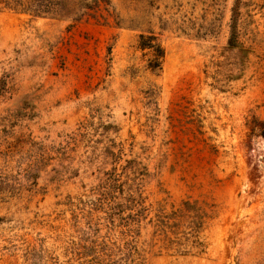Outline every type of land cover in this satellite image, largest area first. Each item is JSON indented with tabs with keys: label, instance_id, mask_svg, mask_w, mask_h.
I'll use <instances>...</instances> for the list:
<instances>
[{
	"label": "rangeland",
	"instance_id": "1",
	"mask_svg": "<svg viewBox=\"0 0 264 264\" xmlns=\"http://www.w3.org/2000/svg\"><path fill=\"white\" fill-rule=\"evenodd\" d=\"M65 2L0 9V264H264V0Z\"/></svg>",
	"mask_w": 264,
	"mask_h": 264
},
{
	"label": "trees",
	"instance_id": "2",
	"mask_svg": "<svg viewBox=\"0 0 264 264\" xmlns=\"http://www.w3.org/2000/svg\"><path fill=\"white\" fill-rule=\"evenodd\" d=\"M7 8L10 10H14L21 13H29L35 18H69L71 16V6L68 5L65 0H0V9ZM238 21H239V10L237 6L232 10V19H231V32L230 38L228 40L227 50L228 51H236L241 57L246 53L242 43L239 41V34H238ZM142 45L141 48L150 49L154 52V64L150 67L151 69H160L162 65V59L164 58V50L161 46L157 43L154 45L145 44V40L149 39L151 41H155L154 37H145L141 36ZM133 196L134 193L129 194ZM132 199V197H130ZM129 207L134 211L136 214H133V217H141L144 212H151V208H146L144 206V199H142L141 192L134 195V198L129 201ZM184 211H189L190 213L194 214L192 216V226L195 230V234L200 232L204 224V219L208 217L204 208L198 205V202L191 203L187 201L184 203L183 207ZM206 215V216H205ZM155 220L157 224L165 223L164 219L168 218V215L164 212L159 211L158 214L155 216Z\"/></svg>",
	"mask_w": 264,
	"mask_h": 264
}]
</instances>
